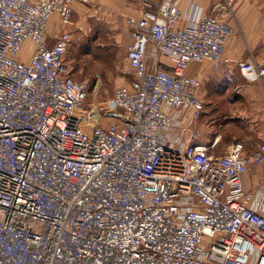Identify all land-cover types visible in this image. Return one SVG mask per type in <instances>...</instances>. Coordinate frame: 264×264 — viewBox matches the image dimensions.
Returning a JSON list of instances; mask_svg holds the SVG:
<instances>
[{
    "label": "built area",
    "instance_id": "built-area-1",
    "mask_svg": "<svg viewBox=\"0 0 264 264\" xmlns=\"http://www.w3.org/2000/svg\"><path fill=\"white\" fill-rule=\"evenodd\" d=\"M79 2L0 0V264H264V181H244L264 143L216 153L192 127L202 83L188 70L218 69L234 26L182 25L180 0L145 11L127 50L136 78L114 91L122 125L103 128L64 62L71 34L49 47L51 19L69 25ZM239 70L264 82L254 61Z\"/></svg>",
    "mask_w": 264,
    "mask_h": 264
},
{
    "label": "crops",
    "instance_id": "crops-1",
    "mask_svg": "<svg viewBox=\"0 0 264 264\" xmlns=\"http://www.w3.org/2000/svg\"><path fill=\"white\" fill-rule=\"evenodd\" d=\"M160 1L88 0L87 3H75L69 25L62 26L57 16L51 19L49 47L60 32L68 31L71 34L68 51L72 48L78 55L79 33L93 31L95 28L92 25L100 23L111 24L114 28L122 25V30L128 33L127 41L130 44L132 23L145 11H155ZM180 6L186 17L182 25L190 18L213 15L230 22L235 28L218 69L205 61L191 64L188 70L190 76L199 78L202 83L197 98L203 110L198 118L193 119L192 126L200 133L199 144L213 147L212 151L216 153H223L233 143L241 142L245 146V154L251 155L264 143V82L247 81L240 73L239 64L254 61L264 66V0H232L230 15L221 12L222 7L227 8L223 0H180ZM126 60L132 78L128 83L118 82L117 85H121L117 88L129 85L136 78L127 57ZM66 65L71 70L70 65ZM158 68L172 69L166 56H159ZM112 101L104 109L105 118L97 116L94 110L88 111L93 117H99V124L103 128L113 122L122 125V114L110 106ZM191 119V111L182 112L183 125H187ZM244 181L247 188L254 189L264 181V165L252 167Z\"/></svg>",
    "mask_w": 264,
    "mask_h": 264
},
{
    "label": "rangeland",
    "instance_id": "rangeland-1",
    "mask_svg": "<svg viewBox=\"0 0 264 264\" xmlns=\"http://www.w3.org/2000/svg\"><path fill=\"white\" fill-rule=\"evenodd\" d=\"M93 31L79 33V54L69 49L65 61L70 75L77 82L87 84L84 109L94 110L97 116L105 113L117 86L128 83L132 76L127 64V32L111 24H93ZM24 56V55H23ZM121 83L117 85V83ZM108 122V121H107Z\"/></svg>",
    "mask_w": 264,
    "mask_h": 264
},
{
    "label": "water",
    "instance_id": "water-1",
    "mask_svg": "<svg viewBox=\"0 0 264 264\" xmlns=\"http://www.w3.org/2000/svg\"><path fill=\"white\" fill-rule=\"evenodd\" d=\"M110 106H111L112 108H116V105H115V103H114L113 101L110 103Z\"/></svg>",
    "mask_w": 264,
    "mask_h": 264
},
{
    "label": "trees",
    "instance_id": "trees-1",
    "mask_svg": "<svg viewBox=\"0 0 264 264\" xmlns=\"http://www.w3.org/2000/svg\"><path fill=\"white\" fill-rule=\"evenodd\" d=\"M64 62H65V58H64Z\"/></svg>",
    "mask_w": 264,
    "mask_h": 264
}]
</instances>
